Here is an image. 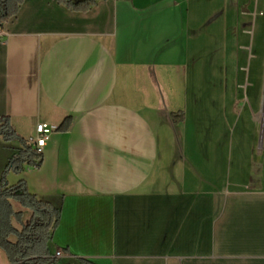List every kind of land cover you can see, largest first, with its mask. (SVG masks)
<instances>
[{
  "label": "crops",
  "instance_id": "1",
  "mask_svg": "<svg viewBox=\"0 0 264 264\" xmlns=\"http://www.w3.org/2000/svg\"><path fill=\"white\" fill-rule=\"evenodd\" d=\"M0 29V116L53 129L7 182L61 209L58 264H264V0H24Z\"/></svg>",
  "mask_w": 264,
  "mask_h": 264
},
{
  "label": "trees",
  "instance_id": "2",
  "mask_svg": "<svg viewBox=\"0 0 264 264\" xmlns=\"http://www.w3.org/2000/svg\"><path fill=\"white\" fill-rule=\"evenodd\" d=\"M98 1L74 3L71 0H57L69 10L82 13L88 12ZM23 2L0 0V24L16 17ZM173 118L180 122L184 117L174 115ZM69 126L68 121L60 130H66ZM0 139L5 143L19 142L21 145L18 153L5 166L0 179V250L6 254L10 264H58V258L50 254L49 245L59 226L61 209L32 195L26 182L20 181L15 186H9L7 182L9 174H21L26 169L40 168L43 155L29 141L16 134L10 118L6 116H0ZM12 203L31 212L28 224L22 223V212H16ZM14 221L21 224L20 230L14 227ZM79 261L81 264H89L84 260Z\"/></svg>",
  "mask_w": 264,
  "mask_h": 264
},
{
  "label": "built area",
  "instance_id": "3",
  "mask_svg": "<svg viewBox=\"0 0 264 264\" xmlns=\"http://www.w3.org/2000/svg\"><path fill=\"white\" fill-rule=\"evenodd\" d=\"M4 32L0 29V38L4 36ZM53 129L47 124H39L36 127V136L31 138L29 142L33 145V147L37 150L39 154L43 153L44 148L48 144L50 137L52 135ZM259 143H262V140H259ZM63 256L62 251H58L55 254L56 258H61Z\"/></svg>",
  "mask_w": 264,
  "mask_h": 264
},
{
  "label": "rangeland",
  "instance_id": "4",
  "mask_svg": "<svg viewBox=\"0 0 264 264\" xmlns=\"http://www.w3.org/2000/svg\"><path fill=\"white\" fill-rule=\"evenodd\" d=\"M260 140H262V139H260ZM1 144H5L6 145L7 143L2 142ZM5 145H2L3 147L2 146L0 147V153L2 152V150H3Z\"/></svg>",
  "mask_w": 264,
  "mask_h": 264
}]
</instances>
